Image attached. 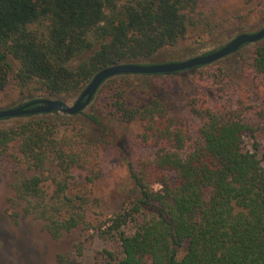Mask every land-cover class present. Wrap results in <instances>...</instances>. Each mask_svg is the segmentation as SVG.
I'll use <instances>...</instances> for the list:
<instances>
[{"label": "trees", "instance_id": "obj_1", "mask_svg": "<svg viewBox=\"0 0 264 264\" xmlns=\"http://www.w3.org/2000/svg\"><path fill=\"white\" fill-rule=\"evenodd\" d=\"M208 4L0 0V94L13 78L24 104L40 98L65 101L106 67L155 64L161 52L181 40H200L220 28L225 21L215 19ZM239 53L245 78L254 83L264 78V41ZM202 68L138 75V84L131 76L116 77L92 101L105 88V105L99 100L96 109L118 122L138 120L142 129L136 141L154 149L147 159L124 157L137 197L102 226L92 227L103 237L117 238L122 257L115 264H264V158L245 149L254 126L242 103H224L226 84L213 76L209 89L189 97L190 120L169 109L163 86L147 89L140 79L196 71L205 80ZM131 92L138 93L137 101L128 96ZM62 117H81L91 129L77 131L76 122L60 123ZM100 117L84 111L0 120V182L14 178L24 215L43 221L54 239L86 225L83 206L67 194L70 180L78 174L84 183H94L106 150L119 147L107 139ZM51 169L60 179L52 180L56 189L49 198L42 174ZM59 262L66 264L65 257Z\"/></svg>", "mask_w": 264, "mask_h": 264}, {"label": "rangeland", "instance_id": "obj_2", "mask_svg": "<svg viewBox=\"0 0 264 264\" xmlns=\"http://www.w3.org/2000/svg\"><path fill=\"white\" fill-rule=\"evenodd\" d=\"M207 9L215 19L225 21L220 28L200 40L195 36L181 40L175 47L161 52L153 60L155 64L180 62L205 55L226 45L241 33H254L264 27V0H209ZM241 54L246 52L242 51ZM240 56V53L232 55L200 69L207 77L205 80L196 71L169 79H140L147 84V89L153 85L160 91V85L163 86L164 101L168 103L169 109L176 114L183 113L193 120L187 105L189 97L204 88L209 89L213 76H218L226 84L222 101L230 105L240 101L242 110L254 126L253 134L245 139V149L256 151L264 158V78L255 83L247 80L242 74L244 61ZM130 79L138 84V77L131 76ZM104 89L85 113L101 116L107 139L113 141V144L118 142L119 147H114L110 152L106 150L102 157L100 176L94 183H84L83 178L77 174L70 180L71 185L67 191L76 205L83 206L86 225L64 234L58 240L54 239L43 221L24 215L22 204L15 197L14 178L11 176L0 182V264H60V256L65 257L66 264H115L122 257L117 238L103 237L92 227L102 226L106 219L132 205L137 197L124 157L147 159L152 157L154 149L136 141L135 136L142 129L138 120L132 123L118 122L96 109L99 100L105 105L101 98ZM80 94L81 92L65 101L73 105ZM137 95L138 93L131 92L128 96L137 101ZM25 102L21 88L12 78L5 91L0 94V111L19 107ZM59 119L60 123L76 122L77 131L91 129L81 117L75 118L76 120L63 117ZM42 177L46 180L43 187L50 198L56 189L52 180L60 179V175L51 169L49 173L42 174ZM161 188L158 184L154 186L156 191ZM127 229L133 230L132 226Z\"/></svg>", "mask_w": 264, "mask_h": 264}, {"label": "water", "instance_id": "obj_3", "mask_svg": "<svg viewBox=\"0 0 264 264\" xmlns=\"http://www.w3.org/2000/svg\"><path fill=\"white\" fill-rule=\"evenodd\" d=\"M263 41L264 27L254 33H241L213 52L184 61L158 64L125 63L109 66L96 73L73 105L59 99L40 98L20 107L1 110L0 120L18 119L24 116L50 115L56 112L64 116H77L91 105L99 89L110 79L120 76L170 75L190 71L198 67L209 66L235 55L243 46L258 44Z\"/></svg>", "mask_w": 264, "mask_h": 264}]
</instances>
